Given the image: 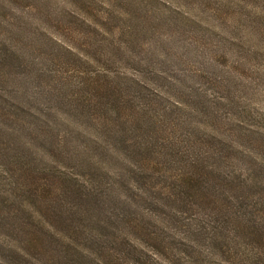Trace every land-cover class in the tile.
<instances>
[{
  "label": "rangeland",
  "instance_id": "1",
  "mask_svg": "<svg viewBox=\"0 0 264 264\" xmlns=\"http://www.w3.org/2000/svg\"><path fill=\"white\" fill-rule=\"evenodd\" d=\"M40 1L0 0V264H72L67 249L102 264H264V0ZM96 85L113 94L101 102ZM171 132L187 154L148 153ZM184 157L228 182L207 203L191 188L150 202L152 186H182L156 182L163 160L176 173ZM26 172L99 191L97 208L65 203L82 233L32 203Z\"/></svg>",
  "mask_w": 264,
  "mask_h": 264
},
{
  "label": "trees",
  "instance_id": "2",
  "mask_svg": "<svg viewBox=\"0 0 264 264\" xmlns=\"http://www.w3.org/2000/svg\"><path fill=\"white\" fill-rule=\"evenodd\" d=\"M35 1L38 4L43 2L40 0H35ZM48 9L49 8H47V10L44 11L43 13L35 14V15L37 16L38 19H41L42 21L46 22L47 20H49L52 17L51 14L54 13V12L49 11ZM70 12L72 14L74 13L73 11H70ZM79 12H81V13L83 12V14H86V11L83 9H80ZM12 14H14V13H11V15ZM18 19L21 21V22H19L20 25L23 24L24 27L28 25V23L25 20L22 21L23 19L21 20L19 16L17 17L16 20H18ZM28 26L32 28V26H30V25H28ZM29 33H31V30L29 31ZM96 82L97 81H95V84H96ZM94 89H95L96 93L94 91H91L93 93L92 96L94 98L97 97L99 100H101V102L104 100L103 98L107 97L108 95L113 94V91L108 92V94L106 93V90H105V92H103L100 85H96V87L94 86ZM116 95L121 97L119 94H116ZM106 101H109V100H106ZM89 109L90 108L87 109L88 112H90ZM129 113H130V111H129ZM101 114H103V113H101ZM131 115L135 116L136 114H133V112L131 111ZM131 118H134V117H131ZM134 119H136V118H134ZM170 134H172V132ZM165 140L166 141H164V142L163 141H161V142L160 141L147 142L149 144H153V146L151 148H149L144 143H143V145H144L145 149L148 150L149 154H187L190 151V149L193 147L192 146L193 144L190 143V140L188 138L184 139L180 136H176L175 132H173L171 137H169L168 139H165ZM165 157H167V156L165 155L164 158ZM172 159L173 158L163 160V164L168 163L170 166H173L172 161H171ZM184 159L189 160V162L187 163L186 162L187 160H185L186 163L181 164L180 166H177L175 168L176 173L169 170V167H170L169 165L167 166L168 169H165V170L163 169L162 171H161V169H159V172L157 174V182H156V183H159L160 181H162V179H170L174 182H178L179 185H182V186L177 187V188H174V187L172 188L171 186H170V188H168L169 186H163L162 188H156L155 186H152V188H149V189L153 195L151 197L154 200L150 198L149 199L150 202L155 201V204L157 205V203H158L157 201L161 200V198H163V196H167V198H171L173 200H179V201L183 202V200H182L183 197L189 196V195H185V194L188 193L190 191V188H191L192 194L203 197V199L207 203L208 199L210 200V198L215 197V194H217L216 192L220 191V190H217L215 188L216 185H218L219 188H221L222 184L225 185L224 183L228 182V177H226L225 175H221L220 173H216L215 169L210 168V167L202 164V161L200 159H197L196 157H191V158L190 157H184ZM170 171H171V173H170ZM59 173L64 174L63 170L60 171ZM152 175H153V173L150 174V177H152ZM44 176H45V178L43 179V182H42L38 179V176H36L34 173L30 174V172H26L24 174V177L28 180V185H29L28 189L30 191L29 196L31 198L32 203L34 205L36 204L40 207H45L46 211H47L46 215L52 214L54 216H57L58 220H60V222L65 225V229H67V231L69 229H71L72 233H76V234L82 233V231L80 229H75L77 227L74 224V216L72 215L73 213L71 212L70 209H68L67 207H64L65 203L67 201H69L68 203L80 204L86 208H90V207L97 208L101 202V198H100L99 193H98L99 191H96L95 189H93L91 187L90 188L87 187L84 183L85 181H80L74 177L71 178L70 176L66 175V173H65L66 179L63 176L58 175V174H54V173H44ZM211 178H212L213 182L208 180ZM56 181H58V183H59L58 187H54V184L56 183ZM163 181H165V180H163ZM135 183H137V182H134L133 184L126 187L131 193L130 197L131 198H134V197L143 198V194L140 192L141 191L139 188L140 186H137ZM155 185L158 186L160 184H155ZM165 188H168L169 190H167ZM55 191H58V192H55ZM178 195H181V196L177 197ZM53 199H56L57 205L55 203H53L51 205V203L53 202ZM144 199H146V198L144 197ZM229 199L227 198L226 202H224L225 206H228V208L233 206L232 202L229 201ZM211 202H213V201H211ZM237 205H239V204H237ZM230 209L232 210V212H229V218L233 222H237V223L242 224L241 227L237 226V225H236V227H239L240 229L244 228L243 230H248L250 228L251 231L254 233V231H255L254 223H251V221L249 219V214L247 212H241V211L239 212V210H234V207H232ZM68 210H69V212H68ZM38 216L43 221H46V220H44V219H46L45 216H43L41 213L38 214ZM46 225H48V227H51V222H49V220H47ZM131 225H133V224H131ZM145 233H146L148 238H151L152 240H154L156 242L154 236H152L148 231H145ZM51 234H52V232H51ZM119 235H121V234H119ZM83 237L85 239L86 235L83 234ZM24 239H27L28 244L29 245L31 244L34 247V249H39V248H36V247H38V244L33 240V238H31V236L25 237ZM121 240H123L129 244L131 243V245H134V243H132L133 241L128 240L127 238H125V236L121 237ZM164 244L165 243L161 239H159L158 243H157V247H164ZM67 245H70V244H67ZM84 249H86V248H84ZM67 250H65L63 252H65L67 255L71 254V257L68 256L67 260L71 259L72 264H102L101 262H99V260L96 261V260H94L95 258L89 257L88 255H84V254H83L82 261H80L77 259L76 255L73 256L71 251L68 250L69 252H67ZM54 251L56 252V255H54L55 259H57L58 257H64V255L60 253L62 251L61 249L55 248ZM88 251H91V250H88ZM17 252L19 253L18 255L20 258H26V256L30 254L28 252H25L21 248H20V250L18 249ZM42 252L44 254H46L47 251H42ZM80 255L82 256V251L80 252ZM29 257H31V261H32V262H30V264H40L39 259L36 258L35 256H33V254H31ZM1 264H5V262L2 260Z\"/></svg>",
  "mask_w": 264,
  "mask_h": 264
}]
</instances>
